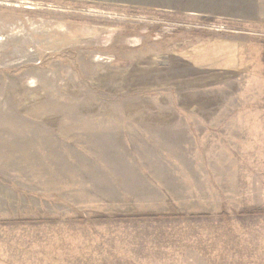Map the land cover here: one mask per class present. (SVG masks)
Instances as JSON below:
<instances>
[{
    "label": "rangeland",
    "instance_id": "obj_1",
    "mask_svg": "<svg viewBox=\"0 0 264 264\" xmlns=\"http://www.w3.org/2000/svg\"><path fill=\"white\" fill-rule=\"evenodd\" d=\"M185 1L0 0V264H264V216L237 211L261 207L167 142L183 51L229 27Z\"/></svg>",
    "mask_w": 264,
    "mask_h": 264
},
{
    "label": "crops",
    "instance_id": "obj_2",
    "mask_svg": "<svg viewBox=\"0 0 264 264\" xmlns=\"http://www.w3.org/2000/svg\"><path fill=\"white\" fill-rule=\"evenodd\" d=\"M193 1L196 7L183 11L229 27L183 51V60L198 73L191 75L199 80L191 88L197 93L188 108L182 107L183 116L166 118L167 142L176 157L191 159L193 166L198 159L218 197L261 207L237 210L239 215L264 216V39L247 31L264 27V0ZM179 3L186 6L185 0ZM215 212L227 217L221 208ZM165 214L164 219L175 216Z\"/></svg>",
    "mask_w": 264,
    "mask_h": 264
},
{
    "label": "trees",
    "instance_id": "obj_3",
    "mask_svg": "<svg viewBox=\"0 0 264 264\" xmlns=\"http://www.w3.org/2000/svg\"><path fill=\"white\" fill-rule=\"evenodd\" d=\"M167 214L165 213H140L138 215H131V217H134V218H157V219H161V218H165ZM122 215H118V216H115V218H121ZM101 219H105L106 217H100ZM79 220L83 221L85 220V218H78Z\"/></svg>",
    "mask_w": 264,
    "mask_h": 264
},
{
    "label": "built area",
    "instance_id": "obj_4",
    "mask_svg": "<svg viewBox=\"0 0 264 264\" xmlns=\"http://www.w3.org/2000/svg\"><path fill=\"white\" fill-rule=\"evenodd\" d=\"M220 27V26H219ZM220 29H222V27H220V28H216V30H220Z\"/></svg>",
    "mask_w": 264,
    "mask_h": 264
}]
</instances>
